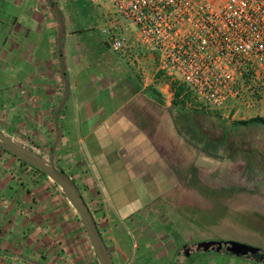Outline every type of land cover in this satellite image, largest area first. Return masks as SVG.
<instances>
[{
  "label": "crops",
  "instance_id": "0c3cea01",
  "mask_svg": "<svg viewBox=\"0 0 264 264\" xmlns=\"http://www.w3.org/2000/svg\"><path fill=\"white\" fill-rule=\"evenodd\" d=\"M79 1L94 16L80 21L75 0H0V130L52 155L113 264L170 262L182 207L198 197L188 168L202 167L188 164L175 123L187 108L157 78L154 55L112 48L102 30L124 25L109 1ZM0 264H98L63 191L1 148Z\"/></svg>",
  "mask_w": 264,
  "mask_h": 264
},
{
  "label": "built area",
  "instance_id": "2783aa9c",
  "mask_svg": "<svg viewBox=\"0 0 264 264\" xmlns=\"http://www.w3.org/2000/svg\"><path fill=\"white\" fill-rule=\"evenodd\" d=\"M107 1L124 25L102 30L112 48L154 55L157 78L187 109L225 116L246 92L263 101L264 0Z\"/></svg>",
  "mask_w": 264,
  "mask_h": 264
},
{
  "label": "rangeland",
  "instance_id": "374dc122",
  "mask_svg": "<svg viewBox=\"0 0 264 264\" xmlns=\"http://www.w3.org/2000/svg\"><path fill=\"white\" fill-rule=\"evenodd\" d=\"M74 5L80 21L90 18V15L94 16L92 7L85 6L79 0H75ZM246 84L248 83L244 84L243 90L246 89ZM255 90L259 88L256 87ZM228 114L229 117L226 118ZM204 115L200 117L203 126L211 127L219 120L230 129L235 121L257 116L264 118V99L261 101L257 95L246 92L243 100L228 106L225 116L219 113ZM187 141L194 152H190L188 164L201 157L202 167L200 175L191 166L188 168V173L191 174L188 183L194 186L198 197L193 206L182 207L181 217L186 224L176 226L177 236L183 242L191 238L213 239L216 242L233 240L264 249V130L255 128L249 132L243 131L241 137L230 136L229 143L237 150L241 148L234 160L226 158L234 155L236 150L229 144L227 147L218 146L217 157L213 158L201 152L188 138ZM155 258L154 254L146 257L145 264L171 263ZM214 264H243V261L237 263L234 259L217 257Z\"/></svg>",
  "mask_w": 264,
  "mask_h": 264
},
{
  "label": "water",
  "instance_id": "95a60500",
  "mask_svg": "<svg viewBox=\"0 0 264 264\" xmlns=\"http://www.w3.org/2000/svg\"><path fill=\"white\" fill-rule=\"evenodd\" d=\"M0 148L13 155L17 159L23 161L32 168L42 172L63 191L71 205L74 207L78 218L82 223L98 264H113L110 254L102 240L87 204L79 193L75 183L64 172L55 166L52 155L49 161H45L35 152L29 151L14 143L1 130ZM205 244L210 247H212L211 245L215 244L219 247L232 246L243 249L244 251H247L248 249H254L250 245L235 241L206 242Z\"/></svg>",
  "mask_w": 264,
  "mask_h": 264
},
{
  "label": "trees",
  "instance_id": "16d2710c",
  "mask_svg": "<svg viewBox=\"0 0 264 264\" xmlns=\"http://www.w3.org/2000/svg\"><path fill=\"white\" fill-rule=\"evenodd\" d=\"M201 116H205L204 113L182 109L177 111L175 123L176 126H178V131L185 135L191 144L197 146L201 152L213 158L217 157L216 148L218 146L227 147L230 145L233 146L232 148H235L234 145L228 141L230 136L233 138L238 136L241 137L243 131L249 132L255 128L264 130V118L258 116L248 120L235 121L230 125V129L225 127L224 123L219 120L211 127L203 126V121L200 119ZM239 152H241V148H238V150L236 149L234 155L226 158L234 160ZM35 171L43 174L39 170L35 169Z\"/></svg>",
  "mask_w": 264,
  "mask_h": 264
},
{
  "label": "flooded vegetation",
  "instance_id": "af4514ba",
  "mask_svg": "<svg viewBox=\"0 0 264 264\" xmlns=\"http://www.w3.org/2000/svg\"><path fill=\"white\" fill-rule=\"evenodd\" d=\"M213 239H196L191 238L181 242L171 259L170 264H214V259L217 257H227L234 259L237 263L243 261V264H264V249L253 246L248 243H243L252 246L254 249H243L235 247H219L218 245H206V242H216ZM219 242H228L231 240H218ZM233 241V240H232ZM239 242V241H235Z\"/></svg>",
  "mask_w": 264,
  "mask_h": 264
}]
</instances>
